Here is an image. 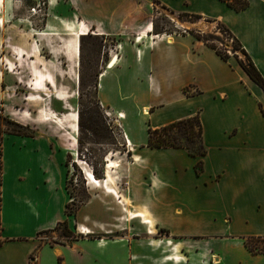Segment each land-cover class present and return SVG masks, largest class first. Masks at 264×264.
I'll return each mask as SVG.
<instances>
[{"label":"crops","instance_id":"obj_1","mask_svg":"<svg viewBox=\"0 0 264 264\" xmlns=\"http://www.w3.org/2000/svg\"><path fill=\"white\" fill-rule=\"evenodd\" d=\"M15 2L0 0V105L33 131L29 136L4 135L0 141V264H264V251L252 253L245 246L249 240H264V155L262 161L257 158L264 149V93L234 57L223 60L189 34H155L151 22L161 10L223 24L264 79V0H247V8L239 12L222 0L67 3L96 27L98 36L114 37L120 45L111 56L118 62L111 67L108 62L97 81L105 103L119 101L129 108L128 113L117 110L118 121L143 117L148 131L198 115L205 150L203 156H192L184 148H149L147 137L136 142L139 137L125 132L132 154L130 208L109 179L107 188L113 193L102 189L111 196L93 195L75 214L66 212L71 167H66L68 152L59 139L62 114L40 107L31 116L14 108L42 100L37 92L55 88L60 75L55 54L69 63L70 73L78 67L79 39L67 31H78V24L87 30V25L59 19L66 38L53 44L55 34H45L50 47L45 58L37 38L12 33L11 13L3 12L14 11L20 5ZM53 19L47 23L50 30ZM137 32L129 44L127 39ZM26 89L31 97L25 96ZM65 95V100L57 98ZM70 97L58 91L54 96L64 107ZM169 107L176 111L171 116ZM65 125L74 132L73 122ZM94 204L97 211L83 213ZM64 222L89 233L80 235L76 229L73 238L53 241V230Z\"/></svg>","mask_w":264,"mask_h":264},{"label":"rangeland","instance_id":"obj_2","mask_svg":"<svg viewBox=\"0 0 264 264\" xmlns=\"http://www.w3.org/2000/svg\"><path fill=\"white\" fill-rule=\"evenodd\" d=\"M15 1V3L20 5H15L17 7H15L14 11L3 12L6 16L8 13H11L9 20L10 25H12V33L20 36L25 34L28 37L33 35L35 39L37 38L36 42L39 53L45 58L50 57V47L46 43L49 37H46L45 34L50 32L55 34L51 37L53 44H60V39L66 38L64 27L59 19L69 22H76L77 19V22L85 21L81 17L80 12L78 14L77 11L68 9L67 3L69 2L71 4L72 0ZM152 2L156 3L155 1ZM51 14H54L57 19H53ZM51 19L54 20V30H50L47 27V23ZM151 22L155 34H189L195 38L199 37L201 41H208L209 44L215 46L218 52L229 56V58H233L234 55L243 58L239 50H235V42L219 25L221 23L201 18L196 19L189 16H175L161 10H156L152 14ZM84 23L87 25V21ZM38 32L43 33V35L38 36ZM67 33L72 32L67 31ZM84 33V37L80 38L78 67L75 70L72 68V72L70 73L69 63L65 61L61 54H55L59 61L58 70L60 74L55 77V88L37 92L41 93L42 100H32L27 105L15 106L16 108H14L18 111H20L19 109L27 110L31 116H34L36 109L40 107L51 109L56 114L72 113L77 115V122H73L78 129L76 132H71L67 128H58L59 139L64 142L68 152L66 156V167H71L67 172L66 184L70 195V202L67 205L66 211L68 214H75L78 207L93 195L111 196L102 187H94L88 183L87 177L89 173L93 174L98 181H104L107 178L110 179L112 182L111 187L119 193L121 200L126 198L123 204H125L126 209H129L130 202L128 197L132 187L130 175L132 154L128 152L130 146L126 144L123 134L125 132L131 135L135 134L136 137H139L135 139L136 142L140 141V139L146 140L147 137V129L145 127L147 123L146 119L143 117L139 119L129 117L126 121L119 122L116 116L117 110L121 109L128 113L129 108L119 101L112 105L105 103L98 95V77L104 71L110 57L114 54L116 55V52L119 50V43L114 37L104 39V37L98 36L95 26L87 25V30ZM138 35L140 33L137 32L130 36L127 39L128 43L133 44ZM38 49L33 43V50ZM56 91L71 96L68 99L69 107H64L62 102L55 100L54 96L56 95ZM30 93L32 91L25 90V96L31 97ZM192 106V104L189 105L190 108ZM184 107L183 109L185 110L186 106ZM8 109L0 105V128L3 131L9 127L4 121V117L18 123L16 119L5 114L9 111ZM168 112L167 115L171 116L176 111H173V108L169 107ZM48 124L50 123L48 122ZM52 126L54 127L56 125L53 124ZM27 127L30 132L33 131V128L28 125ZM62 133L64 135L60 136ZM170 134L176 138L174 143L188 146L191 151H200V143L198 141H186L183 137L182 130L177 128L172 129ZM263 155L264 149L261 150L257 158H260L262 161L261 157ZM247 157L246 155L245 159ZM73 160H76V162ZM106 161H111L114 166L106 169L105 166L108 164ZM95 207V204L85 207L83 213L92 214L97 211ZM78 227L81 226L75 225V228L72 229V226L69 227L67 225L65 229L63 223H59L53 230V241L63 243L68 237L73 238L76 234L74 230ZM160 237H163V233L155 236V238ZM249 244L254 251H264L263 239L249 240Z\"/></svg>","mask_w":264,"mask_h":264},{"label":"trees","instance_id":"obj_3","mask_svg":"<svg viewBox=\"0 0 264 264\" xmlns=\"http://www.w3.org/2000/svg\"><path fill=\"white\" fill-rule=\"evenodd\" d=\"M227 3L229 7H231L236 12H239L241 10H244L248 6L247 0H222ZM194 17L196 19L200 18L199 16H190ZM232 38V40L235 42L236 47L235 50H239L243 58L234 55V58L236 59L239 66L242 68V70L247 74V76L262 90L264 93V79L261 76V74L256 69L255 65L245 52V50L241 47L240 43L231 35L229 30L223 25L219 24ZM84 37V36H80ZM79 38V42H80ZM198 40H200L199 37H196ZM205 45H207L209 48L214 50L223 60L227 61L229 59V56H226L224 54H221L218 52V50L215 48V46L209 44L208 41H203ZM4 121L6 122L7 130L4 131L0 128V141L2 140L4 135H20V136H29L31 132L28 130L27 126L20 125L16 122L11 121L9 118L4 117ZM179 129L182 130L183 137L186 141L192 142V141H198L200 143V151H191L188 146H184L181 144H176L174 141L176 138L170 134V131L172 129ZM202 135H203V127L200 122V118L198 115L178 120L175 122H172L164 127H161L159 129H148L147 131V143L146 146L149 148H167V147H173V148H184L189 151V154L192 156H203L205 154V150L202 145ZM196 172L199 173L201 170V161H198L195 165ZM65 229L67 227V223H63ZM65 236V235H64ZM68 237V236H67ZM245 246L247 249L252 253H257L259 251H254L249 241L245 242Z\"/></svg>","mask_w":264,"mask_h":264},{"label":"bare ground","instance_id":"obj_4","mask_svg":"<svg viewBox=\"0 0 264 264\" xmlns=\"http://www.w3.org/2000/svg\"><path fill=\"white\" fill-rule=\"evenodd\" d=\"M76 27L78 28V31H76V32H72V33H69V34H71L72 35V37L75 39V41L77 40V39H79L80 38V36H84L85 35V33H84V31L86 30V26L85 25H82V24H78V25H76ZM70 39V38H69ZM138 39V38H137ZM71 40V39H70ZM67 41H69L68 39H67ZM74 41V42H75ZM73 42V41H72ZM80 43V42H79ZM78 43V44H79ZM65 44H67V43H65ZM69 44V43H68ZM75 44H76V42H75ZM72 45H73V43H72ZM66 46V45H65ZM67 47V46H66ZM73 47H74V45H73ZM77 47V46H76ZM120 48V47H119ZM72 49H74V48H72ZM77 52H79V51H77ZM78 57V56H77ZM76 57V58H77ZM71 58V57H70ZM73 59V58H72ZM118 62V59L116 58V57H111L110 58V61H109V67H111V66H113V65H115L116 63ZM76 63H77V61H76ZM75 65V64H74ZM78 66V65H77ZM69 96H64V97H57V98H59L60 100H65L66 98H68ZM58 99V100H59ZM48 111V110H47ZM50 112V111H49ZM148 113V110H146V109H144L143 110V114H147ZM56 114V113H55ZM50 115H51V113H50ZM53 115V114H52ZM57 115V114H56ZM49 116V115H48ZM47 117V116H46ZM51 117H53V116H51ZM50 118V117H49ZM120 118V117H119ZM77 115L76 114H62V115H59V121H58V124L60 125V126H62V127H64L65 128V121H68V122H77ZM56 120V119H55ZM72 128H73V131L74 132H76L78 129H77V126L76 125H73L72 126ZM108 164L105 166V168L106 169H110V168H112L113 166H114V164L111 162V161H106ZM88 183L89 184H92L94 187H102V188H106L107 190H108V192H110V193H113V190H111L110 188H107L108 187V184L110 183V180L107 178V179H105L104 181H98V180H96L95 179V177L93 176V174H90L89 173V175H88ZM137 217H142V218H144L143 217V214H139V215H137ZM144 222H145V219H144ZM84 231V230H83Z\"/></svg>","mask_w":264,"mask_h":264},{"label":"built area","instance_id":"obj_5","mask_svg":"<svg viewBox=\"0 0 264 264\" xmlns=\"http://www.w3.org/2000/svg\"><path fill=\"white\" fill-rule=\"evenodd\" d=\"M156 37H158V35ZM123 137H124V140L126 141V144L128 145V139H127L126 135L123 134ZM77 233H79L80 235H86L89 232L88 231L87 232H84L83 229H82V227H78L77 228Z\"/></svg>","mask_w":264,"mask_h":264}]
</instances>
